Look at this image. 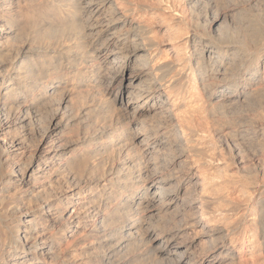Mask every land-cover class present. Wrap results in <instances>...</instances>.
I'll return each instance as SVG.
<instances>
[{
    "label": "bare ground",
    "instance_id": "6f19581e",
    "mask_svg": "<svg viewBox=\"0 0 264 264\" xmlns=\"http://www.w3.org/2000/svg\"><path fill=\"white\" fill-rule=\"evenodd\" d=\"M230 1L249 18L232 39L219 30ZM257 16L264 0H0V264H71L75 246L98 264H129L109 262L129 245L150 263L215 253L213 264H264V114L228 130L217 116L253 101L264 111ZM43 106L37 143L13 151ZM71 120L83 135L64 131ZM236 141L260 157L237 161ZM37 174L65 190L34 194ZM173 204L179 213L162 215ZM194 227L209 251L201 261L185 242Z\"/></svg>",
    "mask_w": 264,
    "mask_h": 264
},
{
    "label": "rangeland",
    "instance_id": "374dc122",
    "mask_svg": "<svg viewBox=\"0 0 264 264\" xmlns=\"http://www.w3.org/2000/svg\"><path fill=\"white\" fill-rule=\"evenodd\" d=\"M33 1H34V3L35 2H38L39 0H32V3H33ZM228 5H230V8H233V10L231 9V11H229L228 12V14H227V17H226V20L221 24V26L219 27V30H220V32L221 33H223L224 35H227L226 36V38H231V36H232V38H236V36H234L233 37V35H237L239 32H243V31H245V29L247 28L245 25H248L247 23H246V21L249 19V18H247V20L245 21L244 19H246V17H247V15L248 14H246L245 12H244V9H242L241 7H239V5L237 4V7H235L236 6V4H235V2L233 3L232 1H230L229 3H227ZM229 8V7H228ZM227 8V9H228ZM226 9V10H227ZM252 14H256V10L254 11V10H249ZM245 13V14H244ZM245 15V16H244ZM259 16H260V14H259ZM259 16H257V18H255L256 19V22H257V28L258 29H260V28H264V18L262 17V18H260ZM259 17V18H258ZM244 18V19H243ZM243 19V20H242ZM254 19V20H255ZM253 20V21H254ZM260 20L261 21H263V23L262 22H260ZM244 21V22H243ZM229 24V25H228ZM242 24H244V25H242ZM263 24V25H262ZM262 25V26H261ZM243 27V28H242ZM249 28H250V26H249ZM262 28V29H263ZM223 30V31H222ZM241 30V31H240ZM250 30V29H249ZM235 31H237L236 33H235ZM235 33V34H234ZM229 35V36H228ZM223 37V36H222ZM225 37V36H224ZM231 38V39H232ZM33 59H29L28 60V63L29 64H31V62L33 63ZM51 85V84H50ZM49 85V86H50ZM58 88H59V86H57V83H54V84H52L50 87H48V89L47 90H54L55 89V91H54V94L56 95L57 94V92H58ZM73 95V96H72ZM72 95H71V97H73L74 98V96H75V92H73L72 93ZM123 97L124 98H127V93L126 94H124L123 95ZM111 99L113 100V97H111ZM91 99H89V98H87L86 99V101H87V105L88 106H86V104L84 105V107H88L89 108V106H91L92 104V101H90ZM89 102V103H88ZM255 102V103H254ZM235 106V104H231V105H228L226 108H225V110H222L221 112L220 111H218L217 112V116L220 118V122L223 124H221L224 128H226V130H228V128H229V126H231V122H235V126H237L238 127V123H239V125H244V124H246V123H248V121H251L252 119H254L253 120V124H255L256 126H259V124H258V121L259 120H257V122H256V119L258 118H260L263 114H264V111H261V109L259 108V105L257 104V101H253L252 103H250L249 105H247V106H244V107H238V108H235L234 107ZM231 107V108H230ZM46 109V107H44L43 106V108H41V109H38V110H33L34 112H32V118H28V119H24L25 120V122L24 123H26L25 124V133H26V135H27V140H26V147L24 146V145H20V144H18V143H16L15 145H13L12 147H11V149L13 150V151H21V150H31L34 146L33 145H35L36 143H37V139H38V136H35V134L33 135L32 134V132H30L31 131V129L32 128H35V127H37V128H35V129H37L38 130V123H39V120H37L38 118H39V116L41 115V116H45V109ZM242 110H241V109ZM235 109V110H234ZM239 110V111H238ZM241 110V111H240ZM245 110V111H244ZM260 110V111H259ZM243 111V112H242ZM220 112V113H219ZM259 112V113H258ZM261 113H263V114H261ZM104 115V116H103ZM107 115V116H106ZM223 115V116H222ZM100 118H102V119H105V120H108V118L110 119V114H106L105 112H101V113H99V115H98ZM232 117V118H231ZM245 117V118H244ZM255 117V118H254ZM229 120H227V119ZM249 118V119H248ZM251 118V119H250ZM244 120V121H243ZM225 121H227V122H225ZM245 121H246V123H245ZM255 121V122H254ZM230 122V123H229ZM243 122V123H242ZM260 122V121H259ZM78 124V125H77ZM79 126H81V127H79ZM264 127V126H263ZM83 130H84V127H83V125H80V123H78V121H76V120H71V124L69 125V128L68 129H65L64 131H66V132H69V133H72L73 131L74 132H76V133H78L80 136L81 135H83ZM72 131V132H71ZM73 132V133H74ZM75 133V134H76ZM149 140H151V139H149ZM235 142V141H234ZM234 142H232V145L235 147H233L235 150V154H236V159H237V161H239V162H241V161H246V160H251V161H253V162H255L256 160H257V157H260V153H259V149L257 148V146H255V144H248V143H245V142H239V141H236L237 143H238V145H237V143H234ZM124 142H122V143H118V144H110L109 145V147H107V148H105V149H103V150H101V154L102 155H106V153L108 154L109 152H112V151H114V150H119L120 148H121V144H123ZM243 143V144H242ZM111 146V147H110ZM118 146V147H117ZM112 148V149H111ZM104 152H105V154H104ZM124 152V153H123ZM100 154V155H101ZM216 155H218V154H216ZM223 155H225V151H224V154ZM53 156V157H52ZM126 156V152L123 150V151H121L120 152V154L118 155V158L120 157V159L121 158H124ZM50 157V158H49ZM56 157H58V158H60L61 159V156H59V154H58V152L56 151V154H52V155H49L48 156V158H47V161H49L50 163L51 162H54V161H56ZM224 157H226V156H224ZM60 159H58L57 161H59ZM255 159V160H254ZM48 162V163H49ZM251 162H249V164H250ZM246 164H248V162L246 163ZM250 170V171H249ZM248 171L249 172H255L256 170L254 169L253 170V168L252 167H250L249 169H248ZM160 175V173H152V175H151V178H152V180H154L155 182H159L158 180V176ZM58 177H60V176H57L56 174H49L48 176H45V177H43V176H41V175H39V174H37L36 175V182H35V185L33 186L34 188V191H32L34 194H36V193H40L41 195H43L42 197H44V195L45 194H50V199L52 200V201H54L56 198V196H55V194H57V193H59V192H61L62 190H65V188H66V186L65 185H63V183H62V181H59V178ZM63 188V189H62ZM45 190V191H44ZM50 191V192H49ZM36 192V193H35ZM44 192V193H43ZM47 192V193H46ZM57 192V193H56ZM170 194H172V193H170ZM52 196V197H51ZM181 196H185V194H184V192H183V189H181L180 191H179V197H181ZM54 198V199H53ZM74 199H76L77 201H80V196H76V198H74ZM175 206V204H173V205H171L169 208H167L165 211H163V212H161V214L162 215H165L166 217H169V216H171L172 214H175V213H179V211L178 210H180V209H177L176 210V207H174ZM157 215V214H156ZM159 215V214H158ZM197 231V232H196ZM204 233V232H203ZM203 233L201 232V234H200V231H199V228L198 227H194V228H189L188 229V231H187V234H188V236H186V243H189V242H191L190 243V245H191V250H194L195 252V257L197 258V260L198 261H201L203 258H205V257H207V255H209V251H208V247H205L204 245H207L206 243H205V237H203L204 235H203ZM70 240V239H69ZM123 242L124 243H128L129 242V240H127V239H124L123 240ZM66 243H71V242H68V241H64V243H62V247L61 248H63V247H68L67 246V244ZM66 245V246H65ZM132 245H129V247H125V248H123L121 251H119V255L117 254V256H119V257H117V256H112L111 258H110V260H109V262L110 263H113V262H124V261H126V260H128L129 258H133V260H129L130 262H129V264H158V263H150L149 261H144L145 259H142V257H139L138 256V250L137 249H133V248H135V247H131ZM70 247V246H69ZM73 247H70L69 249L71 250ZM77 248V249H76ZM206 248V249H205ZM76 250V253H77V255H79V256H76L75 257V262L74 263H71V264H80L82 261H85L87 264H98L99 263V259H98V257H97V253H95V251H93V250H90V249H86V251L82 254V253H80L79 252V248H78V246H75L74 248H73V250ZM88 250V251H87ZM136 250V251H135ZM79 252V253H78ZM87 252V253H86ZM91 252V253H90ZM94 252V253H93ZM125 252V253H124ZM127 252V253H126ZM121 254H123V255H121ZM99 255V254H98ZM127 255V256H126ZM127 258H126V257ZM137 256H138V258H137ZM198 256V257H197ZM121 257H122V259H121ZM212 257H215V253L214 254H212V256L211 257H209V258H207L209 261H208V263H207V260H206V264H213V262H212V260H213V258ZM116 258H117V260H119V261H117L116 260ZM120 258V259H119ZM135 258V259H134ZM171 259H173V257H170ZM169 258V256H168V258H165L162 262H160V263H162V264H170V262H168V261H170L171 259ZM195 258V259H196ZM142 259V260H141ZM170 259V260H169ZM139 260V261H138ZM141 260V261H140ZM88 261V262H87ZM132 261H134V262H132ZM166 261V262H165ZM138 262V263H137ZM168 262V263H167ZM159 263V264H160ZM227 263V262H226ZM39 264V263H38ZM70 264V263H69ZM222 264H225V263H222Z\"/></svg>",
    "mask_w": 264,
    "mask_h": 264
}]
</instances>
